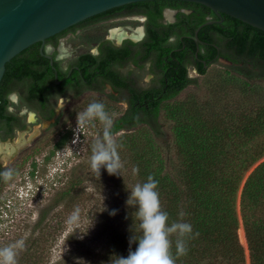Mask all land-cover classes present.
Returning <instances> with one entry per match:
<instances>
[{"label":"trees","instance_id":"trees-1","mask_svg":"<svg viewBox=\"0 0 264 264\" xmlns=\"http://www.w3.org/2000/svg\"><path fill=\"white\" fill-rule=\"evenodd\" d=\"M176 3L193 7L201 12L199 16L194 14L193 19H190L189 32L194 35L197 26L203 24L198 30V35L209 42V44H201L204 51H196V44H165L171 34L168 28H173L175 24H162L157 19L162 17V10L166 5ZM136 7L147 10L153 19L154 26L151 28V24L148 25L152 35L147 40L154 44H143L141 60L143 63L152 61L156 78L150 86L143 87L135 78L128 75L118 74L112 77V83L120 94H110L109 98L117 102L125 99L128 106L113 120L111 132L114 135L120 130L147 124L151 128L152 135L147 142L143 143L135 138L132 139V135L125 134L121 137L123 145L121 150L124 153L129 152L131 157L128 155L127 158H120L124 164L120 173L123 175L126 173V176L117 174L116 178L119 179L117 187H122L121 192L128 200L130 190L137 183L147 182V177L153 176L158 181L156 190L159 193L162 209L169 214V225L173 222H187L192 225L194 238L185 237L189 249L187 255L176 257L177 236L173 234L170 237L171 251L176 257V264H244L243 247L238 240L237 219L232 207L239 177L235 171L233 172L234 169L230 171V168L233 165L236 166L239 161L246 162L248 158L241 160L236 154H229L225 150L223 139L233 135L248 141L264 132V107L251 110V115H246L239 123H232L231 128H226L220 127L219 124L222 122L215 120L219 112L209 113L206 116L192 106L188 109L191 114L185 115L181 112L183 115L172 126L171 142L166 137L163 124H160V116L169 100L178 96L190 84H197L196 78L189 76L187 70L189 61L197 63L199 58H204L209 66L222 56L230 62L228 68L233 75L236 74L246 80L264 81V31L227 14H222V22L205 23L206 16L214 13L213 10L200 3L177 0H147L130 3L98 14L94 19H105L106 14L114 10ZM114 15L107 17H114ZM92 18L88 21L94 20ZM220 18L218 16V20ZM75 26L77 25L48 38L47 41L56 42L58 37L74 29ZM163 29L166 31L163 32ZM212 31L220 35L216 41L210 37L209 33ZM27 50H23L6 63L0 86L12 78L15 72L19 78L32 80L29 88L32 93L38 89L40 75H42V89L47 85L50 86V82L55 85L54 69L51 65L47 62V67L42 71L34 68L30 58L35 57L28 55ZM129 52L130 49L127 46L116 48L111 44H101L100 54H86L80 58V60L87 59L84 65L81 64L83 73L87 76L96 73L111 78L108 76L110 74L105 72L108 61L115 59L124 63L130 58ZM39 55L37 52V56ZM198 65L199 73L205 74L207 67L199 62ZM46 74L51 76L50 82L43 78ZM65 75L64 72L63 76ZM103 82L104 80L97 87ZM7 103L6 99L0 98V120L8 117ZM42 111L48 118L55 117L49 129L64 126L67 120L73 117L71 110H62L56 115L54 105L48 101L47 95H42ZM184 117H187V120H184ZM227 129H230L229 133H226ZM47 136H43L35 148L44 146L48 141ZM68 137V133H64L56 141L54 148L62 147ZM33 151L25 152L23 160H27V156H30ZM259 155L255 154V158L251 161ZM135 168L139 171L134 172ZM16 171L18 168L14 172ZM0 173H2L1 169ZM3 179L0 177V187ZM80 183L81 181L77 179L70 187L61 188L51 204L42 210L37 226H42V229L49 227V213L58 205L63 203L61 206L63 209V206L67 207L68 200H80L81 192L73 191ZM242 201L251 264H264V162L254 169L245 182ZM137 207L128 205L121 210V228L120 226L107 227L111 231V236L109 250L104 256L106 260L103 259L104 264H114L116 256L126 257L130 250L134 251L138 246V242L130 244L133 236L138 238L142 234ZM182 212L183 217L180 215ZM195 233H198V236H195ZM36 243L31 241V244L25 247L27 248L23 254L25 260Z\"/></svg>","mask_w":264,"mask_h":264},{"label":"rangeland","instance_id":"rangeland-1","mask_svg":"<svg viewBox=\"0 0 264 264\" xmlns=\"http://www.w3.org/2000/svg\"><path fill=\"white\" fill-rule=\"evenodd\" d=\"M129 18L131 16H124L112 21L98 18L60 36L57 39L56 52L60 65L66 67L76 55L96 49L98 43L106 39L105 36L110 35V30L115 27H122L128 35L141 27L137 26L140 23ZM110 40L115 41V38ZM47 48L49 52L54 50L50 44ZM229 64L227 59L220 58L207 68L205 74H200L189 66V76L196 78L197 84H190L178 96L169 100L160 116V124H163L170 142L173 135L172 126L183 115L181 112L190 115L188 109L192 106L206 116L219 112L215 120L222 122L220 127L226 128H231L232 123H239L246 115H251V110L264 107V81L246 80L233 75L228 68ZM146 71L145 67L137 69L140 83L143 85L148 84L150 78ZM104 88L106 89L101 92L87 91L79 95L63 94L52 98L51 102L57 112H73V117L67 120L64 126L49 129V122L44 120L26 122L23 130H16L10 138L0 141L3 146L0 152L1 172L12 169L11 178L3 179L0 187V248L23 241L17 264H104L106 260L104 256L109 250L111 236L107 227H122L120 213L128 206L127 199L121 192L122 187H117V174H109L106 168L102 167L98 176L90 167L93 147L97 140L102 138L103 124L99 120H93L77 127V115L83 113L94 101L104 104L105 111L112 121L125 111V102L109 98L110 94L117 93L110 87ZM184 120H187V117H184ZM229 132L230 129H227L226 133ZM64 133L69 135L67 141L62 147L54 148L56 141ZM125 134L132 135V139L135 138L140 143L147 142L152 135L147 124L123 129L112 135L117 144L119 158L131 157L129 152L124 153L121 150V137ZM45 135H48L47 143L41 148H35ZM241 141L245 143H239ZM223 143L229 154H236L241 160L248 158V162L239 161L230 171L234 169L233 172L239 177L232 202L237 219V236L243 247L244 264H251L243 221L242 191L250 174L264 162V132L248 141L230 135L229 138L223 139ZM31 151L33 153L26 157L27 160H23L25 152ZM255 154L260 155L251 161ZM121 163L124 166L123 162ZM16 168L18 171L14 172ZM120 176L124 177L126 173H120ZM77 179L81 183L73 191L81 192L80 200H68L67 207L63 206V209V203L58 205L49 213V227L42 229V226H37L42 210L51 204L56 193L61 188L70 187ZM76 209H79V220L69 223V217ZM114 210L115 214H112ZM241 230L244 232V242L241 240ZM31 241L37 243L25 260L24 250Z\"/></svg>","mask_w":264,"mask_h":264},{"label":"flooded vegetation","instance_id":"flooded-vegetation-1","mask_svg":"<svg viewBox=\"0 0 264 264\" xmlns=\"http://www.w3.org/2000/svg\"><path fill=\"white\" fill-rule=\"evenodd\" d=\"M167 10H170L172 12V19L167 18L166 16ZM200 13L201 12L199 10L196 11L195 8L193 7L179 5L178 3H176L175 5H166L162 10V17L157 20L162 24H175V26L173 28H168L171 34L167 38L165 44H196L195 45L196 51L198 50L204 51V47H201V44H209V42L204 38L203 39L200 38V36L198 35L199 32L198 30L202 27L203 24L197 26L194 35L190 34L189 32L190 19H193L194 14H196V16H199ZM113 14H115L114 17H107ZM124 16L125 17L131 16V18H129L130 20H134L140 23V25L137 26L142 27V32L141 34H138L139 36L137 38H134L130 34L122 38L115 37V41H111L110 38L114 39V37L113 38L110 37L112 30L111 29L110 35H106L105 36L106 39L100 41L96 49H90L87 52H82L76 55L72 60H70V62L67 64L66 67H62L59 63V59L57 58L56 55L58 48L57 40L56 42L47 41V40L44 43L37 42L35 43L36 45L33 46L32 48L31 47L27 48L28 55H33L35 57L32 58L31 56L30 58L34 68H39L42 71V69L47 67V62L49 63V65H51L52 69H54L53 79H55L56 83L55 85H53L50 82L51 76L49 74H46V76L43 78L47 79L50 82V86L47 85L46 88L42 89V75H40V78L38 80L39 81L38 89H36V91L32 93V90L29 89L32 80L29 78H19L15 75L16 74L15 72V74L12 75V78H10L8 81L3 83L2 86H0V98H4L8 101L6 106V113L8 117L6 119L0 120V141L10 138L16 130L18 131L23 130L26 127L25 126L26 122L32 123L35 121L37 122L44 120L49 122V126L54 122L55 117L48 118L46 117L45 113L42 111V95L43 96L47 95L48 101L51 102L52 98H56L59 95H63V94L79 95L87 91L101 92V90L106 89L104 88L106 86L110 87L113 92L117 93L114 95H119L120 94L119 90H117L115 85L112 83V77L114 78L118 74L125 76L128 75L131 78H135L137 83L143 87L150 86L153 83V80L156 78V73L152 69V61L148 60L143 63V61L141 60L143 44H154L153 42L147 40L148 37L152 35V33L149 30L150 28L148 29V25L150 23L151 28L154 26L152 24L153 19L150 17L147 10L136 7L132 9L123 8V9L114 10L113 12L106 14L104 20L112 21L113 19ZM218 16L219 15L215 12L207 15L205 23L209 21H212V23L222 22L223 17L220 16L221 18L218 20ZM94 17L95 16L91 18L94 19ZM88 19L76 25L81 26L85 22H88ZM77 26H75L74 29H70L68 32H73V30H75ZM162 31L164 32L166 31V29L165 30L163 29ZM209 34L213 40L215 39L214 41L219 39L220 35H218L216 32L212 31ZM48 44H50L54 48L53 52L48 51L47 48ZM101 44H111L116 48L127 46L130 49L129 52L130 58L127 59L124 63H120L121 61L115 59H110V61H108V66L105 72H108V74H110L108 76H111V78L96 73H93L92 75L89 76L83 73L81 64L87 61V59L80 60V58L86 54H93V55L100 54ZM37 52L40 54L39 56H37ZM218 58L220 59L224 57L219 56ZM198 62L203 64L207 68L210 66V65L208 66L204 58H199L197 63H195L194 61H189V63L187 64V70L189 66H191L196 72H199ZM144 67L147 69L146 75L150 77L149 82L146 85L140 83L139 76L137 74V69L141 70ZM64 72L66 73L65 76H63ZM102 80H104L103 84L97 87V85ZM78 91L80 92L78 93ZM121 102H125L128 106V102L125 99H122ZM54 111L56 112V115L59 114V112H57V109L55 107H54ZM1 145L0 148L3 147Z\"/></svg>","mask_w":264,"mask_h":264},{"label":"clouds","instance_id":"clouds-1","mask_svg":"<svg viewBox=\"0 0 264 264\" xmlns=\"http://www.w3.org/2000/svg\"><path fill=\"white\" fill-rule=\"evenodd\" d=\"M99 120L103 126V136L97 140L92 150L90 167L93 172L100 176L102 167L106 168L109 174H120L122 163L117 151L111 128L112 119L105 111L102 102L90 103L83 113L77 115V127L83 126L89 121ZM138 172V168L133 169ZM5 180L11 178V171L0 173ZM158 181L149 175L147 182L137 183L131 190L126 203L137 207V216L140 221L141 235L133 236L130 240L138 242L134 251L129 254L116 256L114 264H176V257L187 255L188 246L185 237L191 239L193 227L187 222H173L169 225V214L162 209L159 193L156 190ZM112 214H115V210ZM181 217L184 213L182 212ZM79 220V209H76L69 217V223H76ZM176 234L175 242L176 257L172 255V240L170 237ZM198 236V233H195ZM23 249V241L0 248V264H17L18 252Z\"/></svg>","mask_w":264,"mask_h":264},{"label":"water","instance_id":"water-1","mask_svg":"<svg viewBox=\"0 0 264 264\" xmlns=\"http://www.w3.org/2000/svg\"><path fill=\"white\" fill-rule=\"evenodd\" d=\"M140 1L147 0H0V81L6 63L31 45L105 11ZM177 1L203 4L219 16L227 14L264 31V0Z\"/></svg>","mask_w":264,"mask_h":264},{"label":"bare ground","instance_id":"bare-ground-1","mask_svg":"<svg viewBox=\"0 0 264 264\" xmlns=\"http://www.w3.org/2000/svg\"><path fill=\"white\" fill-rule=\"evenodd\" d=\"M166 16H167V18H169V19H172V12L170 11V10H167L166 11ZM141 32H142V27H139V28H137V30L135 31V32H133L132 34H131V36H133L134 38H137L139 35L138 34H141ZM128 32H126V30L125 29H123L122 27H115V28H113L112 30H111V35H110V37H118V38H122V37H124V36H128ZM32 118V117H31ZM0 151H1V148H0ZM10 151V150H9ZM10 153V152H9ZM241 240L244 242V232H243V230H241Z\"/></svg>","mask_w":264,"mask_h":264}]
</instances>
